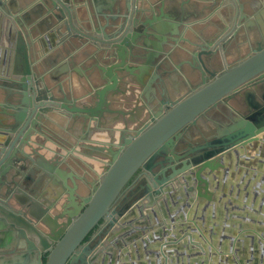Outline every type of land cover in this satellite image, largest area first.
Listing matches in <instances>:
<instances>
[{"label": "water", "instance_id": "95a60500", "mask_svg": "<svg viewBox=\"0 0 264 264\" xmlns=\"http://www.w3.org/2000/svg\"><path fill=\"white\" fill-rule=\"evenodd\" d=\"M14 1L0 0V9L9 7L13 14L10 16L4 9L0 16V43L1 25H7L6 41L17 53L15 60L9 56L0 63L3 82L0 97L8 92L12 101L5 100L11 110L0 115V164L6 163V174L10 173L13 162H37V158L49 163L75 156L108 164L60 235L52 239L21 218L18 228L27 225L31 237L39 240L38 246L29 243L24 260L42 264L43 253L47 254L46 264H66L75 258L78 248L99 222L109 219H112L111 228L117 225L119 229L115 228L101 242L96 256L89 260L83 257L88 264H111L104 262L115 250L123 255L122 262L117 264H134L146 258L152 264V259L159 257V250L182 247L183 243V247L200 256L199 251L204 253L207 246L196 241V231L201 230L199 225L204 216L216 207L222 192H227L221 187L235 166L248 159L246 153L252 144L264 142V104L247 115L231 104L242 96V91L264 80V33L253 32L254 19L259 22V4L253 6L243 0H111L106 14L90 16L81 15L82 7L77 0H37L50 15L48 23L61 37L64 53H71L69 46L73 38L82 37L95 47L92 54L95 65L86 80L90 90L75 98L71 83H67L66 91L57 74L42 69L48 64L32 38L36 31L25 26L24 14L17 15L22 9H14ZM23 1L26 6L30 0ZM185 4H204L209 11H222L218 22L205 31L208 37L203 35V29L191 30L183 8ZM245 6L251 12L249 16ZM164 9L173 13L172 20L177 23L161 21ZM184 29L191 31L188 48L180 45ZM149 37L153 40L150 44ZM246 50L249 52L245 57L233 64L227 62L230 51L240 55ZM129 62L135 65L130 67ZM176 70L185 88L182 93L173 87L169 89L161 81L162 77L159 81L155 79V71L168 76L176 74ZM70 74L66 72L62 76ZM2 75H10L11 79L5 80ZM136 83L142 90H136ZM151 89L155 97H149ZM125 93H131L133 106L131 101L119 103L120 95ZM220 103L237 114L233 122L225 123L224 128L219 126L215 135L193 150L197 156L191 162H183L181 168L172 166L173 171L167 176L164 163L173 161L169 153L177 159L181 157L175 148L183 132L196 126L198 120ZM55 114L65 116L74 126L80 123L87 135L108 126L116 130L111 132L107 144L88 143L85 136L80 144V157L78 147L72 146L66 153L55 151L47 161L40 156L43 143L38 136L44 134L42 129L46 130ZM160 157L164 160L156 162ZM158 165L161 168L153 173ZM139 171L149 183L136 202L127 204L118 217L114 216L115 205ZM73 216L76 218L72 219ZM0 225L5 226L2 218ZM8 227L15 231L13 235L20 233L26 238L22 230L13 225ZM135 231H139L138 235ZM242 233L246 235L245 231ZM3 234L9 236L8 231ZM53 240L56 244L51 246ZM136 240L139 243L133 244ZM106 242L108 246L104 247ZM128 244L137 255L128 249L121 251ZM138 246L144 250L139 251ZM88 249H85L87 253ZM203 257L206 260L208 254ZM203 264L218 263L203 261Z\"/></svg>", "mask_w": 264, "mask_h": 264}, {"label": "crops", "instance_id": "0c3cea01", "mask_svg": "<svg viewBox=\"0 0 264 264\" xmlns=\"http://www.w3.org/2000/svg\"><path fill=\"white\" fill-rule=\"evenodd\" d=\"M256 1L259 4L260 16L259 22L254 19L255 29L260 25L264 31V13H261L264 12V0ZM77 2L82 7L81 15L86 13L90 16H96L101 12L106 14L112 3L111 0H77ZM27 3L25 6L26 3L24 1L16 0L13 8L16 10L22 9L17 15L24 14L23 21L25 26L28 29L34 28L36 31L32 38H35L41 57L48 64V68L44 66L42 69L51 74H57V79L63 82L66 91H68L67 83H71L74 92L73 97L83 96L90 90L86 80L91 74V67L95 65V60L92 59L95 47L85 42L84 39H80L82 37L73 38L70 40L71 45L69 46L71 53H64V46H61L62 39L54 28H50L48 23L50 15L46 12L44 5L37 0H30ZM205 6L204 4H185L183 7L189 22L188 25H194L195 30L203 29V31H206L210 26L218 22V16L222 13L220 10V12H216V9L213 12L209 11ZM166 10L163 22L177 23L176 20H172L173 13L168 9ZM251 18L253 20V17ZM7 27V25H1L0 63L9 56L11 59L14 57L15 60L17 54L16 48L11 47L6 41ZM182 36L183 42L180 45L183 48H188L191 34L183 32ZM205 36L208 37L206 32ZM245 52L247 50L243 53ZM243 53L238 55L230 51L227 56V62L233 64L238 58L243 56ZM185 58L186 56L181 60ZM129 65L132 67L135 63L129 62ZM66 72L71 74L62 76ZM9 77L10 75L4 76V79L7 80ZM2 83V79H0V84ZM167 86L169 89L173 87L178 91L180 90V93H182V89L183 92L185 90L182 79L176 77L169 81ZM134 87H136V90H142V87L137 83ZM152 96L155 97V94L151 89L149 97ZM3 98L4 96L0 99V115H3V111L10 112L11 110L8 106H5L2 101ZM120 99L119 103L121 104H126L125 101H131L130 106H133L135 103L131 93L120 95ZM88 102L91 104V101ZM119 127L115 126L117 129ZM107 128H99V131L90 132L86 141L88 143L107 144L111 139V132L114 130L110 129L109 126ZM44 131L50 137L45 134L46 140L42 141L43 146L40 156H43L47 161L53 158L55 151L66 153L71 145L77 146L80 150V144L87 134V130H84L80 123L74 126L68 123L65 116L61 114L52 116V123L49 122ZM0 135L2 134L0 133ZM116 138H118V135ZM252 154L254 157L251 156V158H255L256 154ZM83 159H86L87 162H93L91 158ZM38 160L44 162L42 159L38 158ZM221 188L226 189L227 192H222L219 200L215 203L216 207L211 208L210 212L207 211L204 216L205 219L202 220L203 223L199 225L201 230L198 229L196 231L198 236L196 241L202 245L206 243L207 247L204 248V253L199 251L200 256H198L187 251L183 253L182 250V253L178 252L175 255L177 261L179 260L177 264H203V261H207V263L217 262L218 264H241L242 262L244 264H264V149L257 155L255 162H247L246 165L238 164L235 166V169L230 173L226 183ZM243 231L246 232V235L242 233ZM222 250L229 251L223 252ZM206 253L208 258L205 260L203 254Z\"/></svg>", "mask_w": 264, "mask_h": 264}, {"label": "flooded vegetation", "instance_id": "af4514ba", "mask_svg": "<svg viewBox=\"0 0 264 264\" xmlns=\"http://www.w3.org/2000/svg\"><path fill=\"white\" fill-rule=\"evenodd\" d=\"M14 2L16 3V0ZM245 3H251L253 6L258 4L256 0H246ZM4 9L5 11L7 10L10 16L13 15L12 10L9 9V7H4ZM4 9H0V16L4 12ZM165 11L167 10L164 9V12ZM164 12L161 16V21H163V18L165 17ZM245 13L247 15L250 13H248V7L246 6ZM156 14V16H159V12H156ZM243 24L245 23L243 22ZM191 30L196 32L194 25H192ZM183 32L191 34V31L187 29H184ZM253 32L261 34L264 33L260 25L257 26ZM204 33L205 31H203V35ZM152 41L151 37L147 38L148 44ZM248 52L249 50L243 53V56L241 57H245ZM184 68L188 69V66L185 65ZM172 75L181 79L180 75H178V71L176 74L168 76H164L160 71H155V79L159 81L162 77L161 81L166 82L167 84L169 83ZM248 92H251L252 94H248ZM6 93L8 92H4V94H2V96H4L2 101L5 103V106H8L5 100L8 101V103H11L12 101L11 95ZM263 94L264 80L262 84L252 85L248 89L242 91V96H238V98L233 100L231 104H233V106L237 105V110H240L242 114L247 115L257 111L258 107L264 104ZM236 115L237 114L234 111L231 112L228 109L225 103H220L217 108L211 109L200 120H198L196 126L187 128L183 132L180 143L175 148V153L178 157H181L177 159L176 155L169 153V157H171L173 161L164 163V166H166L165 174L167 176L171 174L173 171L172 166L174 165L176 168H181L184 165L183 162H191V158L197 156L193 150L198 148L200 145H203L206 139L215 135L219 126L224 128L225 123H232ZM42 131L44 134H40L38 137L44 141L46 140V132L43 129ZM86 136L88 135L86 134ZM72 146L73 145L69 146V148ZM262 149H264V142L252 144V148L246 153L248 159L245 163H239L241 165H246L247 162H255L257 155L261 153ZM77 151L80 157L81 150L78 148ZM202 153L203 152L200 154ZM252 153L256 154L255 158H251L253 155ZM162 160H164V157H160L156 160V162ZM107 165L108 164L106 162H97L96 160H93V162H87L86 159H83L82 157L78 158L71 156L63 162L47 163L40 162L39 160H37V162H13L10 173L6 174V163L0 164V219L2 218L5 223V226L0 225V264H29L26 260H24V255L28 252L29 243L34 242L38 246L39 240L37 242L35 238L31 237V230L27 227V225L25 227L18 228V224L20 225V223H22L21 218L25 219L26 222L29 221L34 224L38 230L47 234L52 239L60 235L68 226L71 214L74 215V213L78 212L79 207L82 206L81 204L83 198L90 195L93 190V186L103 176ZM160 168V165L153 168V173H157ZM149 174L152 178H155L153 174ZM160 178L162 177L160 176ZM54 182L56 183L55 186ZM148 183V178L141 175V171H139L129 182L123 195L115 205L113 209L115 211L114 216L118 217V213L123 211L127 204L136 202L138 197L144 191L143 187H145ZM83 210L84 209H82V211ZM123 214H125V212ZM75 218V216L72 217V219ZM111 220L112 219H109L107 222L103 220L100 221L99 225H97L91 231L89 236L82 242L83 246L78 248L75 258L68 260L66 264H88L87 260L97 255L98 250L101 247V242L111 236V234L115 231V228L119 229V226L117 225H115L114 228H111ZM10 225L15 226L19 229V231L22 230L26 238H24V236L20 233L13 235L15 231L8 227ZM6 231L9 232V236L5 237L3 233ZM135 232H137L138 235L139 231ZM144 236L147 238L146 235ZM138 241L140 240H136L133 244H138ZM55 244L56 243L53 240V244L51 246H54ZM107 246L108 244L106 242L104 247ZM130 246L131 244H128L126 246L127 248L125 247L121 249V251L123 252L125 249H128L129 252L132 251L133 254H135L136 251L130 249ZM180 246L182 247L177 245V247H167L163 251L159 250V257H155V259L153 258L152 264H177L179 260L177 261L175 255H177L178 252L182 253V250L183 253L186 251L190 252L186 247H183L184 244H181ZM88 247L89 252L87 253L85 249ZM156 248L158 250V245ZM141 249L144 250V247L138 246V250L141 251ZM114 252L115 253L113 254H109L112 257H108L104 263H109V261L112 262L111 264L122 262L123 255L118 254L117 250ZM135 255H137V253ZM107 256L108 255H106V257ZM41 261L42 264H46L47 254L42 253ZM133 263L151 264V260L146 258L142 261H136ZM241 264H244V262Z\"/></svg>", "mask_w": 264, "mask_h": 264}]
</instances>
